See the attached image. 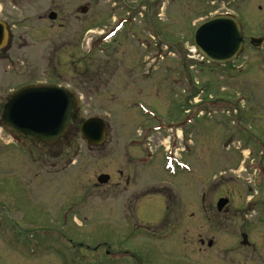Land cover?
Here are the masks:
<instances>
[{
	"label": "rangeland",
	"instance_id": "374dc122",
	"mask_svg": "<svg viewBox=\"0 0 264 264\" xmlns=\"http://www.w3.org/2000/svg\"><path fill=\"white\" fill-rule=\"evenodd\" d=\"M30 2L28 39L0 51V112L29 86L60 85L82 100L74 125L48 145L17 137L0 119V264H264V47L249 44L264 35V0L163 5L153 71L147 58L157 47L148 42H116L110 62L107 44L95 45L92 21L108 0ZM227 13L244 49L231 63L208 64L193 48L194 27ZM127 51L145 57V87L158 85L151 118L108 100L109 66H118L113 82L127 81ZM129 75L137 81V70ZM183 98L200 106L186 108ZM90 118L107 126L98 148L79 131ZM161 127L179 128L183 142L175 131L144 133ZM219 198L229 200L220 213Z\"/></svg>",
	"mask_w": 264,
	"mask_h": 264
},
{
	"label": "water",
	"instance_id": "95a60500",
	"mask_svg": "<svg viewBox=\"0 0 264 264\" xmlns=\"http://www.w3.org/2000/svg\"><path fill=\"white\" fill-rule=\"evenodd\" d=\"M82 7L80 12L85 14ZM55 19V14L50 15ZM194 47L210 63L224 65L231 62L242 49L240 27L230 17H216L202 22L192 36ZM251 45L259 47L264 37L251 39ZM6 44L4 26L0 25V49ZM77 104L73 96L59 87H29L8 97L2 108L1 121L14 134L37 143L50 144L65 135L76 119ZM80 133L87 144L98 147L106 139V127L102 120L91 118L80 124ZM109 177L97 178L99 185L107 184ZM228 204L220 199L216 209L221 212ZM241 245H247V237L241 236ZM212 242H208V247Z\"/></svg>",
	"mask_w": 264,
	"mask_h": 264
},
{
	"label": "flooded vegetation",
	"instance_id": "af4514ba",
	"mask_svg": "<svg viewBox=\"0 0 264 264\" xmlns=\"http://www.w3.org/2000/svg\"><path fill=\"white\" fill-rule=\"evenodd\" d=\"M167 3L171 6L175 3V0H108L107 7L103 6L98 14L99 16L93 19L92 27H94L95 31H91L95 36V44H107L106 49L109 52V55L106 57L107 61H113V53L111 55L110 51L113 52L116 50L115 43L127 42L128 37L134 42L140 41L141 45L144 41L146 43L148 42L149 45H156L155 42H159L162 38V25L160 19L163 5H167ZM30 4V0H0V12L3 16V18L0 17V25L4 26L6 41L8 43L14 40L26 41L28 39L29 33L31 32L28 23L30 17H32ZM105 13L107 14L106 16ZM56 19L57 15L55 20ZM40 21L45 22V19L42 18ZM62 25L63 24H61V26ZM45 31L47 30L45 29ZM79 34L80 29L75 27L73 35L76 36ZM43 36L48 35L45 33ZM125 47L127 48V44H125ZM91 50L94 51V48ZM127 52L130 55V61L124 67L126 70V77L123 78L127 81L118 84L113 82L115 77L114 73L118 66H109L108 72L111 73V76H109L110 81L108 80L105 83V89L109 92L108 100L111 103L119 101L121 104L131 105L139 111L141 116L146 115L151 118L153 115L147 111L146 108H153L149 99L152 98L153 103L157 100V95L159 93L157 88L158 85H156V88L154 86L151 88L145 87L142 82L147 79L148 74V72H145V57L138 61L133 58L134 54H139L138 51ZM158 52L159 50L154 49L155 54ZM150 58L151 57L148 56L147 59ZM130 62L136 63L137 66L129 65ZM147 65H149V63H147ZM149 68L153 70L155 66ZM135 70L138 71L137 81H130L129 74H133ZM57 86L61 87L60 85ZM100 86L96 87V90L100 88ZM76 95L74 96L78 104L82 98H80L78 94ZM182 103L186 105V108L192 106V102L188 99L182 101ZM106 255L109 254L107 253Z\"/></svg>",
	"mask_w": 264,
	"mask_h": 264
}]
</instances>
